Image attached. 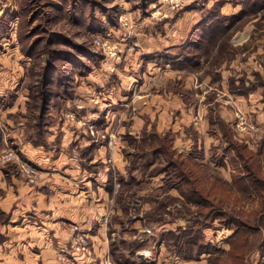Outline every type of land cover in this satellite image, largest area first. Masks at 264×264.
I'll return each instance as SVG.
<instances>
[{
	"label": "rangeland",
	"instance_id": "rangeland-1",
	"mask_svg": "<svg viewBox=\"0 0 264 264\" xmlns=\"http://www.w3.org/2000/svg\"><path fill=\"white\" fill-rule=\"evenodd\" d=\"M52 61L60 70L48 78L58 84L48 85L42 120V79ZM263 116L264 0H0V187L9 176L42 182V168L23 157L22 144H47L51 130L64 127L80 139L84 130L91 143L106 145L102 159L118 190L106 219L119 229L112 235L109 228L105 262L264 264V222L256 219L264 186L231 185L245 172L239 152L253 155L255 174L264 172ZM157 137L170 146V160L203 147L202 185L225 198L216 205L244 211L259 229L244 231L228 250L227 227L210 222L202 243L213 251L197 255L193 247V257L179 256L163 228L178 233L206 216L158 172L168 157L148 154ZM22 164L39 171L35 182ZM163 236L172 245L160 246Z\"/></svg>",
	"mask_w": 264,
	"mask_h": 264
},
{
	"label": "crops",
	"instance_id": "crops-1",
	"mask_svg": "<svg viewBox=\"0 0 264 264\" xmlns=\"http://www.w3.org/2000/svg\"><path fill=\"white\" fill-rule=\"evenodd\" d=\"M109 112L112 111L106 110L105 116ZM84 132L79 135H85ZM84 135L80 139L76 131L62 127L46 134L48 145L22 144L23 157L41 167L44 177L37 185L16 176L2 179L0 188L4 196L0 198V210L7 220L0 222V264H59L60 251L70 246V236L60 230L63 222L79 224L91 239L90 251L76 256L80 264L105 262L110 254V230L113 235L119 229L117 223L108 224L106 219L109 204L116 199L118 190L107 177L102 159L107 153L106 145H95ZM57 136L61 138L58 143ZM95 162L99 163L97 168ZM261 174L264 176V172ZM235 181L234 177L231 185L236 187ZM226 229L230 233L222 243H227L230 250L234 229ZM163 230L170 231L165 227ZM170 245L163 236L160 246Z\"/></svg>",
	"mask_w": 264,
	"mask_h": 264
},
{
	"label": "trees",
	"instance_id": "trees-1",
	"mask_svg": "<svg viewBox=\"0 0 264 264\" xmlns=\"http://www.w3.org/2000/svg\"><path fill=\"white\" fill-rule=\"evenodd\" d=\"M55 60V59H54ZM70 63H74L73 61H70ZM45 75L42 79V86L44 87L42 91V107H41V118L42 120L45 119L47 110H48V104H49V92H48V85H51L53 82L57 83L52 79L51 77L48 78V75L53 76V72H57L60 69L54 65V62H50L47 66H45ZM62 78V77H61ZM60 79V78H59ZM58 84V83H57ZM229 139V135L225 133ZM156 136V135H155ZM159 139L156 143V146L148 151V154L151 155V157L158 158V155L162 154L163 156L165 153L167 154V162L163 167H160L158 172H165L168 175V179L171 182V187H177L180 194L187 198L190 202L198 204L201 208L199 213L201 215L206 216V221H203L202 225L197 227L193 225H189L186 228L185 227H179V232H173L168 231L165 233L166 237H170V240L176 245L178 248L177 254L180 256L181 254H184L186 257H193L190 254V251L193 249V247L197 248V255H200L202 253H211L213 251V247L210 248L206 244L202 243V240L205 238V227H209L210 222L214 223L216 221L222 223V225L226 227H230L234 229V233L231 237V249L236 244V240L241 237L242 234H244V231L250 228H256L259 229V225L253 226L249 223V220H245L244 211H229L223 207V205H216L215 201L218 200L217 193L214 194L212 197V193L216 192L214 189L209 187H205L202 185L201 177L199 175V170L202 167V163H200L199 159H202V156H204V152L202 148H199L197 145L194 146L192 149V153L189 158L183 159V160H170L171 157V150L170 146L167 145L165 138L163 137H157ZM236 143H233L231 141L228 142V146L231 147L234 150L233 145ZM239 146V144H237ZM243 148V147H242ZM238 158H241L242 168L245 169V172L240 173L238 175V178L235 181V184L237 186H241L244 189L248 190L249 187H261L264 186V177L259 176V173L261 170L259 169L258 174H255L254 170L252 169L253 161L251 162V157L253 155H250V158L244 157L242 152L237 153ZM151 159H148L145 162V165H149V161ZM258 168H261L258 167ZM157 172V171H155ZM171 174V176H170ZM168 182V180H167ZM202 185V186H201ZM219 190V189H218ZM213 191V192H211ZM223 201V202H222ZM225 198H220L219 202L224 204ZM256 219H262L264 222V211L262 214H260ZM198 223V222H197ZM165 237V236H164ZM165 237V238H166ZM167 238V239H168ZM245 242L240 245V247H244ZM207 246V247H206ZM239 246H236V248ZM235 248V249H236ZM230 249V250H231ZM182 256V255H181ZM242 257V256H241ZM240 261V259L238 260ZM239 264V263H237Z\"/></svg>",
	"mask_w": 264,
	"mask_h": 264
},
{
	"label": "built area",
	"instance_id": "built-area-1",
	"mask_svg": "<svg viewBox=\"0 0 264 264\" xmlns=\"http://www.w3.org/2000/svg\"><path fill=\"white\" fill-rule=\"evenodd\" d=\"M197 119L198 117L196 120ZM12 158L13 155L11 153L6 154L5 156L7 161L11 160ZM21 170L31 182H35L39 176V171L32 165L22 164ZM60 230L70 236L71 249L60 251L59 255L57 256L58 261L60 264H79L76 256L87 252L90 245V239L82 230V228L76 223H65L60 226ZM105 264H113V262L107 260Z\"/></svg>",
	"mask_w": 264,
	"mask_h": 264
}]
</instances>
